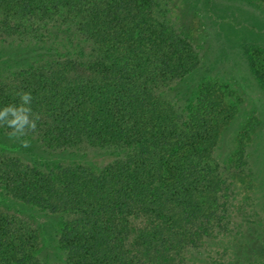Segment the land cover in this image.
<instances>
[{
	"label": "trees",
	"instance_id": "trees-1",
	"mask_svg": "<svg viewBox=\"0 0 264 264\" xmlns=\"http://www.w3.org/2000/svg\"><path fill=\"white\" fill-rule=\"evenodd\" d=\"M169 14L167 0H0V43L25 49L0 68V107L30 91L40 119L27 138L83 156L28 162L0 152L2 192L57 223L47 234L1 215L0 264H231L214 247L231 232L236 187L209 153L226 110L201 84L187 116L165 101L199 73ZM93 150L108 159L89 158Z\"/></svg>",
	"mask_w": 264,
	"mask_h": 264
},
{
	"label": "rangeland",
	"instance_id": "rangeland-1",
	"mask_svg": "<svg viewBox=\"0 0 264 264\" xmlns=\"http://www.w3.org/2000/svg\"><path fill=\"white\" fill-rule=\"evenodd\" d=\"M167 2L172 29L199 55V73L195 81L183 79L174 83L166 91L165 101L171 102L176 112L184 109L187 116L190 111L187 103L195 101L201 84L202 89L211 90L214 86L218 90L220 104L226 110L219 118L222 121L218 126L217 143L209 153L218 165L219 176L233 183L236 189L229 201L231 232L220 231L214 250L221 253L226 248L228 253L224 257L231 264H264V3L250 4L244 0ZM242 37L246 39L247 52L240 44ZM9 45L0 43V56L6 59L0 62L2 69L15 61V55L25 51ZM246 53L253 58L261 77L248 66ZM27 139L31 143L24 148L18 141L8 139L0 129V152L5 149L15 156L21 154L28 162L49 160L55 163L83 157L44 151L35 138ZM88 153L89 158L108 159L107 155L94 150ZM1 188L0 217L4 214L18 216L34 228L47 227L44 228L47 234L56 229L57 223L51 220L50 214L4 194ZM259 216L263 219L259 220Z\"/></svg>",
	"mask_w": 264,
	"mask_h": 264
},
{
	"label": "clouds",
	"instance_id": "clouds-1",
	"mask_svg": "<svg viewBox=\"0 0 264 264\" xmlns=\"http://www.w3.org/2000/svg\"><path fill=\"white\" fill-rule=\"evenodd\" d=\"M18 102L0 107V128H4L8 139L18 141L24 148L30 146L27 139L37 129L40 117L33 113V96L30 91L19 90L15 93Z\"/></svg>",
	"mask_w": 264,
	"mask_h": 264
}]
</instances>
